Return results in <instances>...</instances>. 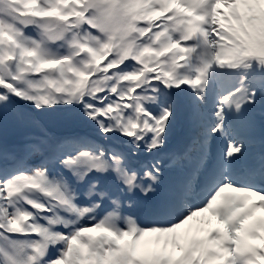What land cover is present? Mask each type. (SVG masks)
<instances>
[{"label": "snow or ice", "instance_id": "6c2138e0", "mask_svg": "<svg viewBox=\"0 0 264 264\" xmlns=\"http://www.w3.org/2000/svg\"><path fill=\"white\" fill-rule=\"evenodd\" d=\"M0 264H264V0H0Z\"/></svg>", "mask_w": 264, "mask_h": 264}]
</instances>
